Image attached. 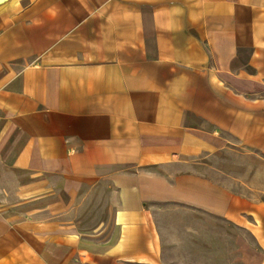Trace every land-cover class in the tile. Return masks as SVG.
I'll return each mask as SVG.
<instances>
[{"label":"crops","instance_id":"0c3cea01","mask_svg":"<svg viewBox=\"0 0 264 264\" xmlns=\"http://www.w3.org/2000/svg\"><path fill=\"white\" fill-rule=\"evenodd\" d=\"M23 1L0 0V264H171L167 236L210 235L178 209L264 264V199L205 174L264 159V0Z\"/></svg>","mask_w":264,"mask_h":264},{"label":"rangeland","instance_id":"374dc122","mask_svg":"<svg viewBox=\"0 0 264 264\" xmlns=\"http://www.w3.org/2000/svg\"><path fill=\"white\" fill-rule=\"evenodd\" d=\"M23 5L27 4L24 0ZM211 169L205 170V174L213 179L226 183L235 191L251 194L259 192L264 199V159L258 156H250L245 152L221 154L208 161ZM245 180L254 184L258 189L247 188L241 185L239 180ZM183 219L179 222L188 224L190 220L205 226L210 230V235L203 238H191L182 234L179 236H167L168 241L177 242V245L166 253V259L171 264H232L235 258V237L241 235L246 241L253 240L246 232L239 231L235 226L221 220L209 219L197 213L187 210H174ZM209 228V229H207ZM172 233V232H171ZM209 234V232H208Z\"/></svg>","mask_w":264,"mask_h":264}]
</instances>
